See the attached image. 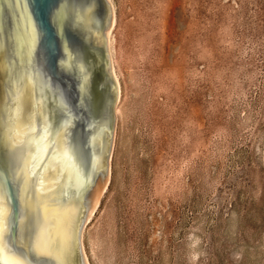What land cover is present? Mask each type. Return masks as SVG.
<instances>
[{
    "label": "rangeland",
    "instance_id": "obj_1",
    "mask_svg": "<svg viewBox=\"0 0 264 264\" xmlns=\"http://www.w3.org/2000/svg\"><path fill=\"white\" fill-rule=\"evenodd\" d=\"M119 83L85 264H264V0H107Z\"/></svg>",
    "mask_w": 264,
    "mask_h": 264
},
{
    "label": "water",
    "instance_id": "obj_2",
    "mask_svg": "<svg viewBox=\"0 0 264 264\" xmlns=\"http://www.w3.org/2000/svg\"><path fill=\"white\" fill-rule=\"evenodd\" d=\"M110 22L107 0H0L4 259L85 264L78 232L105 179L114 118Z\"/></svg>",
    "mask_w": 264,
    "mask_h": 264
},
{
    "label": "snow or ice",
    "instance_id": "obj_3",
    "mask_svg": "<svg viewBox=\"0 0 264 264\" xmlns=\"http://www.w3.org/2000/svg\"><path fill=\"white\" fill-rule=\"evenodd\" d=\"M2 224H3V212L2 210H0V225ZM6 241H8V237L4 231V228L0 226V264H23V261L21 260L9 261L3 258L2 253L5 250ZM8 251H11V249H8Z\"/></svg>",
    "mask_w": 264,
    "mask_h": 264
},
{
    "label": "bare ground",
    "instance_id": "obj_4",
    "mask_svg": "<svg viewBox=\"0 0 264 264\" xmlns=\"http://www.w3.org/2000/svg\"><path fill=\"white\" fill-rule=\"evenodd\" d=\"M111 13H112V10H111ZM112 16H113V14H111ZM107 36H108V30H107V33H106V42H107ZM107 48V47H106ZM107 50H108V48H107ZM109 58V68H110V73H111V75H112V77H113V79H114V83H115V91H116V96H115V102H116V100H117V97H118V93H119V83H118V79H117V76H116V73L114 72V70H113V67H112V64H111V59H110V57H108ZM114 102V103H115ZM97 202V199H96V201H95V203ZM96 205V204H95ZM86 219V218H85ZM85 219H84V221H85ZM84 221H83V223H84ZM82 223V224H83ZM82 224H81V226H82ZM81 226H80V228H81ZM80 228H79V232H78V242H79V248H80V245H81V243H80Z\"/></svg>",
    "mask_w": 264,
    "mask_h": 264
}]
</instances>
